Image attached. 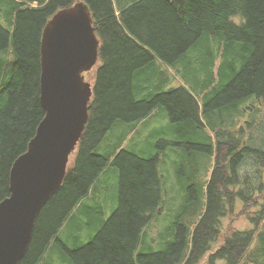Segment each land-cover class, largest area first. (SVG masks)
<instances>
[{"label": "trees", "instance_id": "1", "mask_svg": "<svg viewBox=\"0 0 264 264\" xmlns=\"http://www.w3.org/2000/svg\"><path fill=\"white\" fill-rule=\"evenodd\" d=\"M79 1L100 42L88 119L19 264H264V145L248 142L258 113L264 133V0H0V201L44 117L42 31ZM153 120L164 130L138 152L126 148ZM168 145L181 159L172 200H182L154 251L147 228L170 200ZM198 166L206 172L195 184ZM107 180L108 216L99 200ZM226 218L249 228L226 229Z\"/></svg>", "mask_w": 264, "mask_h": 264}, {"label": "water", "instance_id": "2", "mask_svg": "<svg viewBox=\"0 0 264 264\" xmlns=\"http://www.w3.org/2000/svg\"><path fill=\"white\" fill-rule=\"evenodd\" d=\"M99 39L83 2L57 11L40 43L39 101L44 117L9 170L0 201V264H19L36 218L59 190L88 119L92 86L84 75L98 61Z\"/></svg>", "mask_w": 264, "mask_h": 264}, {"label": "rangeland", "instance_id": "3", "mask_svg": "<svg viewBox=\"0 0 264 264\" xmlns=\"http://www.w3.org/2000/svg\"><path fill=\"white\" fill-rule=\"evenodd\" d=\"M92 73L90 72L89 74L86 75V79L87 81L90 82ZM256 122L255 125L257 126L252 132H250V136H249V140L251 137V140L248 141L252 146V147H262L264 145V133H263V128L262 125H259L261 122V120L263 119V114L262 113H258L256 115ZM164 122L162 121H152L150 126H142L137 133H135L131 138V141L129 142V144L126 146V148L128 149H133L134 151L138 152L137 150L140 149V147L145 145V139H148V133L150 132H155L157 130L163 129L164 130ZM252 130V129H251ZM250 130V131H251ZM121 131L120 128L115 129V131L113 133H109L107 135V142L111 144L113 143H117L118 141V134ZM247 133V131H246ZM245 133V134H246ZM249 134V132L247 133ZM246 134V135H247ZM246 137V136H245ZM174 139V137L170 136L167 138L168 141H172ZM247 141V140H246ZM127 142V140L125 141V143ZM131 143L134 144V146H131ZM126 145V144H125ZM102 147V146H101ZM134 147V148H131ZM177 146L174 145H168L166 146L165 150L163 151L164 154H162L161 156V167H162V181L163 184H165V188L169 191V196L168 198L170 199L169 201H165V207H164V211H162L160 213V215H157L154 217V219L151 221L150 226L147 228L148 233H149V245L150 247H152V250L157 251L160 250L162 248V243L161 241H159V238L164 234L165 228L166 226H168V224L173 220L174 218V214L176 209L179 207L181 200H182V196L177 197L175 200H172V198H175V188L178 185L177 183V177H176V172H178L179 170L181 171V168H177V164L179 163V161L181 160L180 157L178 156L179 151ZM72 159V157H71ZM71 159L69 162H71ZM176 168H175V166ZM207 168V167H206ZM185 175H186V179H188L187 177L192 173L190 169H185ZM206 172V169L203 166H198V173L195 172L197 174L194 183H198L200 180H202L201 178L203 177L204 173ZM210 172V170H209ZM100 180H103V174L100 176ZM201 182V181H200ZM199 182V183H200ZM106 185H102L103 188H105V186H108L107 191L106 192H102L101 196H99V200L102 202V207L105 208L106 210V216L110 215L111 209L113 208L112 203L110 202L111 200L108 199V195L110 193V196L112 194V192L110 191V187L112 184V180H107L104 182ZM177 184V185H176ZM105 191V190H104ZM168 202V205H167ZM240 209L239 206L237 205V210ZM162 214V216H161ZM226 225V226H225ZM230 226L234 229H241V230H245V228H249V225L247 223V221L244 218H237V219H233L230 221L229 218H226L224 220V227ZM246 228V229H247ZM260 237L262 240H264V227L263 230L260 232ZM261 239L259 237L256 236V240L253 244V247L258 246V244L261 243ZM261 258V257H260ZM205 259L206 257L203 259V262L201 264H205ZM54 264H56V258H54ZM260 264H263L262 261H260Z\"/></svg>", "mask_w": 264, "mask_h": 264}, {"label": "flooded vegetation", "instance_id": "4", "mask_svg": "<svg viewBox=\"0 0 264 264\" xmlns=\"http://www.w3.org/2000/svg\"><path fill=\"white\" fill-rule=\"evenodd\" d=\"M85 78H86V75H85Z\"/></svg>", "mask_w": 264, "mask_h": 264}, {"label": "bare ground", "instance_id": "5", "mask_svg": "<svg viewBox=\"0 0 264 264\" xmlns=\"http://www.w3.org/2000/svg\"><path fill=\"white\" fill-rule=\"evenodd\" d=\"M47 202H48V201H47ZM47 202H46V203H47Z\"/></svg>", "mask_w": 264, "mask_h": 264}]
</instances>
